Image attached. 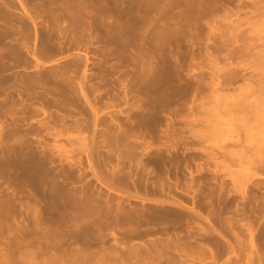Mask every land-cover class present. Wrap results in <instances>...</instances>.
Wrapping results in <instances>:
<instances>
[{
  "label": "bare ground",
  "instance_id": "obj_1",
  "mask_svg": "<svg viewBox=\"0 0 264 264\" xmlns=\"http://www.w3.org/2000/svg\"><path fill=\"white\" fill-rule=\"evenodd\" d=\"M81 1L83 6L74 5V12L75 14L84 16L83 20H88L89 24H97L103 21L101 16L104 18L111 17L110 23L107 25L108 28H105L109 40L116 43L115 53L113 52L116 58L122 54L125 42H131L133 46L134 53L132 55L129 54V56L132 57L130 62L133 61L131 63H133L135 71L133 72V81L131 84L122 83L125 88V99L128 94L133 93V89L135 88L140 90L145 96L153 95L154 97L167 99L187 89L193 83V79H196L194 81L197 87L204 88L205 83L202 82L201 78L193 75L195 69L191 65L183 67L181 64V62H185L188 55H190V58L199 55V50L196 47L201 41V36L205 35L207 41H213L215 39L222 40L220 29L223 22L227 21L232 14L236 15L243 10L249 12L245 10L247 7L251 8L250 14L252 15L250 17L249 14V18H246L251 26L252 24H258L259 26L261 21L264 22V0H112V5L108 1L106 2V0ZM19 3L22 12L28 14L26 4L22 0ZM89 4H97L98 11L92 10ZM113 10L118 12L117 16L111 15ZM254 13L255 16L253 15ZM254 17L258 19H254ZM257 20L259 23L255 24V22H258ZM263 29H261L262 32L260 30V34L264 33ZM240 39H228L232 43H241L233 53L235 57L250 55L251 49L257 45L255 44L256 41L260 42L264 49V34L248 42ZM225 41L227 42V40ZM67 42H75L77 44V41H73L72 39H68ZM106 44H108V41ZM219 44L217 45L219 46ZM223 45L221 47L225 46ZM170 48L172 50L173 48H178L177 51L180 48H187V50L183 51V55H180L176 54L175 51L171 52ZM213 49L205 48V58L207 57L209 60L210 58H216L218 55L216 51L218 52V49L216 47ZM261 51L262 55L258 54V51V53L251 51L254 56H250L252 58L255 57V60L257 58L262 59L264 51ZM32 53L37 56L35 51ZM92 56H95L96 61H91ZM125 57L131 58L128 56ZM199 57L201 56L199 55ZM119 58L123 57L120 56ZM89 62L96 67V71H88V69L90 70L88 67ZM104 64L105 57L103 53L100 56L95 53L90 54L86 51L83 54L84 67L81 77L76 82L77 88L73 85L72 80L68 78H65L66 81L62 78H56V80L50 79L51 81H39L30 77L31 75L26 76L25 81L14 83L10 87H5L3 83H0V93L1 90L5 91L4 89L11 88L18 96H21L23 93H27L26 95L28 96L29 94H33L34 96L32 98L31 96L30 98L28 96L25 97L24 94V99L22 97L10 100L19 105L21 111L24 113L23 115H25L30 107L36 109L38 105L40 109L38 110L41 111L40 113L45 115L42 117H45L47 120L41 117L37 118L36 121L38 123H45L46 125H50L54 118L48 110L49 107L55 106L61 109L71 98L79 99L82 97L91 111L92 130L87 133L88 130L85 127L71 129L66 125L60 130L53 129L56 132L51 135H53L52 140L58 137H66L69 143L76 144L77 147L79 146V149H76L77 152H81L83 149L82 152L84 153L81 152L80 154H85L87 159L86 168L95 180V183L90 186V183H85V185L77 184L75 181H70L69 178H60L49 166V160L31 147L26 135L17 136L14 133L2 135L0 133V233L3 230L7 231L5 234L8 233L9 239L11 240H7V234L3 238L7 240L6 243L9 241L8 244L10 246H13L10 243L14 241V244L15 242L17 243L15 245L20 248L24 247L27 251L29 250L27 248L33 247L34 250L33 248L32 250L34 252L32 251V254L35 257L39 256L38 259L40 258V262L37 264H55V261L59 264H123L124 262L122 261H125V259L128 260V264H146L145 260L149 258H151V262L148 264H173L177 259L183 260L185 257L187 258L189 254H185L186 256L184 257L181 256V258L179 256L181 253H179L178 244L174 243L176 240L173 242L170 240L171 243L168 241L171 237V234L169 236L171 231L166 234L164 231H168V229L163 231L162 227L169 225L173 230L177 220H183L188 213H191L196 218L198 217L207 221V227L205 229L202 228L204 226L201 227V229L205 230V233L212 235L215 233L216 228L212 218L207 214H203L202 209L204 204L201 198L192 197L191 204L186 205L185 210L179 208L174 209L175 206L170 208L169 206L171 205L165 207L161 202L159 203L157 200H154L152 203L146 195L139 194V186H141V183L143 184L144 180L142 177L143 182L138 179L136 177L138 175L137 173L134 174V177L138 180L136 181L135 179L134 181V184H137L135 187L137 189H134V192H130L123 189V182H125L123 181L124 173H122L123 170H120L117 165L110 168V172L106 170L108 171L107 173L104 172L106 168L101 169L99 166V158L103 157L104 153L109 154V152H111L110 154L115 153L116 156L122 159H125L124 157H130L133 160L137 158L138 154L136 155V153L139 152L141 156L145 157V162H143L142 158L140 159L143 164L145 163L143 167L151 166L158 169L162 163L161 149L158 146H152L150 141L151 134L148 128L147 118L150 117L152 107L148 105L146 100L141 104L139 108L140 112L138 111L139 113L131 117L135 125L129 131L125 130L127 128L122 129L120 126H116L117 128L114 129L112 128L113 131L108 129L110 132L105 130L106 128H97L99 125L97 103L104 96L99 92L97 87L104 86L107 80V71L103 68ZM235 68L231 69L229 73L224 72L225 74H222V79L216 83L223 87L229 85L231 79L235 80L236 77H240L241 72ZM126 72H128L126 76L131 75L129 71ZM91 76L98 79L97 86L94 88L98 93L91 94L85 86V80ZM248 79L250 81L253 79L252 84L254 85L255 83L254 87L251 84L248 85L246 82V90L242 92L243 90L239 88V91L242 90V93H238L237 97H235L236 99L233 98L229 103L221 101L218 97L219 103L216 106L212 105L213 107H209L210 109L208 111L213 110V112L210 111L211 113L207 114L208 116L205 114V119L207 120L205 123H201V125L204 124L207 128L211 129V132L213 131L212 133L218 132L221 134L220 136L225 135L226 138L228 136L229 139L227 141L231 140V142H235L234 140H236V143L241 148L238 147V152L241 151V154L239 155L236 151L233 155L238 154L237 166L244 168V170H240L238 173H243L241 171H244V174L245 169H248L247 163L255 156L259 157L264 147V145L259 144L262 140L261 135H263L264 139V66L252 69L251 73L248 74ZM241 88L244 89L245 87ZM12 90L9 93H12ZM91 90L93 91V89ZM39 93H42L41 97L35 99V96ZM131 104L133 105V101ZM135 107L137 108L139 105H135ZM35 109L32 110L34 111ZM33 113L31 111L29 112L30 115ZM197 118L201 117L197 116ZM60 121L62 124L64 123L61 118ZM52 122H56V120ZM3 123L4 121L0 120V128L3 127ZM203 129L207 130L205 127ZM245 132V136L242 137L241 134ZM199 133L201 134L203 132ZM205 133L208 135L211 134L212 138V133H209V131H205ZM218 136V134L213 135L215 138ZM99 138V143H97L96 141ZM205 138L208 137L205 136ZM208 139L210 141V138ZM225 142L218 144L228 146ZM71 144L69 145L70 148L73 146ZM213 146L215 147L216 145ZM102 148L105 150H102ZM69 150L73 152V147L68 149V152L65 150L66 152L64 154H67V156H64V158L68 160L72 155L69 153ZM233 150L235 151L237 149L235 148ZM102 151L104 152L101 155L100 152ZM229 151L232 152V148L227 150V152ZM58 153L61 155L62 152L60 153L59 151ZM64 154L62 153V155ZM134 154L135 157H133ZM127 155L130 156L127 157ZM228 156L231 157V155ZM107 159H110L109 156ZM137 159H135L136 162ZM251 166L252 164L248 167ZM140 174L142 175L143 171ZM238 176L236 177L238 178ZM138 177L140 178V175ZM139 180L141 183H139ZM241 180L244 181L240 179V182ZM142 188L145 187L142 186ZM160 201H163V203L164 201L166 202V200ZM151 234H156L155 241H153L154 246L151 245L152 242H149L153 239L151 238L149 240L148 236ZM164 234L166 236L168 235V237H164ZM219 235L221 234L219 233ZM173 237L177 239L175 235ZM136 239L139 242L141 241V244H134V246H137L135 248L129 247L131 242ZM1 242L3 243V241ZM172 243L176 244L177 247ZM253 244L254 242H250L249 246L252 247ZM13 247L15 248V246ZM243 248L245 247H242V250L245 251L247 247L245 249ZM252 248H255V245ZM133 249L135 252L131 254V250ZM171 249H175L176 253L178 251L176 256L180 258H175L173 254V259L175 260H172L171 251L173 250ZM13 250L12 248L11 251ZM141 251L143 252L142 254ZM169 251L171 258H169ZM245 252L247 253V251ZM164 254L169 255L161 259ZM28 255L30 257L32 256L30 260L27 259L32 264L34 256L29 253ZM12 256L15 255L12 254ZM189 257L188 259L190 260ZM45 259H49V261L47 260L48 262H45ZM239 259L238 261L240 262L244 260ZM7 261L6 264H9L10 259L8 260L7 258ZM249 262L247 259L244 264H250Z\"/></svg>",
  "mask_w": 264,
  "mask_h": 264
},
{
  "label": "rangeland",
  "instance_id": "obj_2",
  "mask_svg": "<svg viewBox=\"0 0 264 264\" xmlns=\"http://www.w3.org/2000/svg\"><path fill=\"white\" fill-rule=\"evenodd\" d=\"M20 1L21 0H0V83H3L5 87H10L14 83L25 81L27 78L26 76L31 75L30 77L39 81L56 80V78L65 80V78H68L72 80L73 85L77 88L76 82L80 80L84 67L83 54L88 51L90 54L95 53L101 56L103 53L105 57L103 68L107 71V80L104 86L97 87L99 92L104 95L97 103V108L99 110V125L97 128H106L105 130L110 132L108 129L112 130V128L114 129L120 126L122 129L127 128L125 130L129 131V129L135 125L131 117L140 112L139 108L146 100L148 105L152 107L150 117L147 118L148 128L151 134L150 141L152 146H158L161 149L162 163L158 169L151 166L143 167L145 164H143V162H145V157L141 156L139 152L136 153V155L138 154V159H135H137L138 162L142 158L143 162L140 160L138 163L135 159H130V157H124L125 159H122L116 156L115 153L114 155L109 152L111 156L104 153L103 157L99 158V166L101 169L106 168L104 170L106 173L115 165H117L120 170H123L122 173L125 174H123V181H125L123 182V189L130 192H134V189H137L135 188L137 184H134L135 179L138 181V178L142 182L144 180L143 184L139 180V183H141L138 189L139 194L146 195L152 203L154 200H157L159 203L161 202L162 205L164 204L165 207L171 205L169 206L170 208L175 206L174 209L179 208L185 210V206L191 204L192 197L201 198L204 204L202 209L203 214H207L212 218L216 231L218 230L217 232L214 231L215 233L213 234L211 233L212 235L205 233V230L201 229V227L204 226L202 228L205 229L207 227V221L198 217L196 218V216L193 214L191 215V213H188L183 220H177L175 222L176 228L174 226L173 230L169 225L162 227L163 231L168 229V231H164L166 234L171 231V233H169L171 237L168 241L171 243L170 240H172V242L176 240L174 243L178 244L179 253H181L179 256L184 257L187 254L190 256H187V258L185 257L186 259L184 258L183 260L177 259L173 264H179L180 261V264H244L247 259L250 261V264H264V147L259 157L255 156L251 161L249 160L250 164L247 163L248 169H245V174L244 171H241L243 173H238V171L240 172V170H244V168L242 166H237L238 164L236 161L238 160V154L233 155L236 151L239 155L241 154V151L238 152L239 146L236 140H234L235 142L232 141L233 143L231 140H229V142L227 141V139H229L228 136L226 138L225 135L220 136L221 134L218 132L212 133L213 131L211 132V129L207 128L204 124L201 125V123H205L207 120L205 119V114L208 116L207 114L213 112V110L208 111V109L211 108L210 106H216V104L219 103L218 97L221 101L229 103L233 98L237 97L238 93L240 94L242 90V92L246 90L247 84H251L253 87L255 86V83L254 85L252 84L253 79H251L252 82L248 79V74L251 73L252 69L264 66V56L262 59L257 58V60H255L256 58H252L250 55H253L254 52H259L258 54L262 55L263 52L261 50L264 51L262 48L263 45L256 41L255 44L257 45L251 49L253 53L250 51V55L235 57L233 53L236 47L241 43H232L229 40L241 38L240 40L248 42L249 40L257 39L264 34H260L262 32L261 29L264 27V22L261 21L258 26L256 23H259V21L257 20L258 22H255L256 25L252 24L251 26L246 20L250 14L251 8L247 7L245 10L249 12L244 11L243 8V11L238 12L236 15L232 14L227 21L223 22L220 29L222 40L215 39L213 41H207L205 35L201 36L202 38L200 37L201 41L198 43L196 49L199 50V55L201 57L195 55L196 57L193 56V58H190V55H188L185 62H181V64L183 67L191 65V67L195 69L193 75L201 78L202 82L205 83L204 88L197 87L194 81L196 79H193V83L188 86L187 89L167 99L154 97L153 95L145 96L137 88L133 89V93L128 94L125 99V88L122 83L131 84L133 81V72L135 71V67L133 63H131L133 61L130 62L132 57L129 56V54L132 55L134 53L133 46L131 42H125L124 50L122 54H120L123 58H119L120 56L117 58L115 57L113 52L116 49V43L109 40L105 28L110 23L111 17L104 18L101 16L103 21L97 24H89L88 20H83L84 16L75 14L74 12V5L83 6L81 0H22L28 9V14H24L19 6ZM107 1L112 5V0H106V2ZM89 5L92 10L98 11L97 4ZM111 15L117 16L118 12L113 10ZM251 15L252 14H250V17ZM253 15L255 16V13ZM254 19L258 18L254 17ZM217 38L219 37L217 36ZM68 39L77 41V44H75V42L68 43ZM223 39L227 40V42H224ZM107 41L108 44H106ZM215 42H217L216 45L221 43L225 46L223 45L224 47H221V44L216 46ZM206 47L210 50H214V47L218 49V52L216 51L218 54L216 58H210V60L207 57L205 58L204 53ZM147 48L149 49V47ZM170 49L171 52L175 51L176 54L180 55H183V51L187 50V48H180L181 51H177L178 48H173V50L172 48ZM196 49L195 51H197ZM33 51H35L37 56L33 55ZM91 61H96L95 56H92ZM88 67L90 68V70L88 69L89 72L96 71V67L93 66L91 62L88 63ZM234 68L241 72V75L239 74L240 77L238 76L239 79L236 77L235 80H237L231 79L229 81L230 83L228 82L229 85L223 87L219 86L216 82L222 79V74L224 72L229 73L231 69ZM126 71H129L131 75L126 76V73H128ZM97 82L98 79L92 76L85 80V86L89 89L91 94L98 93V91L94 89L95 86H97ZM241 87L245 88L243 89ZM239 88L242 90L239 91ZM91 89H93V91ZM4 90L5 91L1 90L0 93V120L4 121L3 127L0 128V133L2 135L11 133L17 136L26 135L31 147L49 160V166L60 178H69L70 181H75L77 184L85 185V183H90V186L94 184L95 180L92 178L90 171L86 168V156L85 154H80L83 149L80 148L82 149L81 152H77L79 146L77 147L76 144L73 145L69 143L66 137H58L56 138V142V139L52 140L53 135H51L56 132L53 131V129L60 130L66 125L71 129L85 127L86 130H88L87 133L92 130L93 123L91 122V111L82 97L79 99L71 98L61 109L55 106L49 107L48 110L54 117L50 119H52V121L56 120V122L51 121L50 125H46L45 123H38L36 121L37 118L45 116L40 113L41 111H39L38 105L36 108L37 110L30 107L27 111L28 115L27 112L23 115L24 113L21 111L19 105L11 102L10 99H19L22 97L24 99L25 93L18 96L11 88ZM11 90L12 93H9ZM26 94L25 97L28 96ZM41 94L42 93L35 94V99L40 98ZM30 96L32 98L34 95L29 94L28 97L30 98ZM132 101L133 105L131 104ZM135 105H139V107L136 108ZM203 108L204 110H202ZM32 109H35V113H33L34 111ZM30 111L33 114L30 115ZM197 116L201 118H197ZM44 118L45 117H42V119ZM60 118L64 121L63 124ZM45 120L47 119L45 118ZM202 126L207 130L203 129ZM204 130L207 132L209 131V133L213 135L218 134L220 137L218 136L215 138L212 135V139L211 134H206ZM199 132L203 133L200 134ZM245 134L246 132L244 134L242 133V137H244ZM205 136L210 138V141L208 138H205ZM260 137L264 140L263 135ZM99 140L100 138L97 139L96 142L99 143ZM217 140L218 142L216 143ZM262 140L259 144L263 146L264 141ZM222 142H225L228 146L225 144H218H222ZM208 143L210 144L208 145ZM70 144L73 145L71 146V148L73 147V152L69 150V153L72 155H68L70 156L68 160L64 158V156H67V154L64 153L68 149H71L69 147ZM213 145L216 146L214 147ZM230 148H232V152H227ZM235 148L237 150L234 151L233 149ZM102 150L105 149L102 148ZM59 151L64 155H62V153L60 155L58 153ZM103 152L104 151L100 152L101 155ZM227 154L231 155V157ZM108 156L110 158L109 160L107 159ZM128 156L130 155H127V157ZM133 157H135V154ZM251 164L252 166L248 167ZM253 164L256 165L254 166ZM142 171L143 174L141 175L140 173H142ZM135 173L140 175V178L138 175L136 176L137 178L134 177ZM236 176H238V178ZM240 179L245 180H241V183ZM236 180H239V182ZM142 186L145 188H142ZM160 200H166V202L164 201L163 203V201ZM5 232L7 231L3 230L2 233H0V252H2L0 253V264H6L8 262L7 258L8 260L10 259L9 264H18L19 262V264H30L28 260H30L32 256L30 257L28 253L34 256V254H32L34 248L29 247L27 251L26 248H20L15 245L17 244L16 242L14 244V241H11L10 244L15 246V249L8 244L11 239H9L8 233H6V235ZM219 233L221 235H219ZM173 234L177 239L173 237ZM5 235L8 236V243H6L7 240L4 239L6 237ZM155 235L156 234H151V237L148 236L149 240L153 238L149 241L152 242L151 245L153 246ZM164 237H168V235ZM250 239L253 240L250 241ZM1 241H3V243ZM140 242L136 239L131 242L129 247L135 248L136 245L134 246V244H141ZM250 242H254L252 247L255 245V248L249 246ZM173 245L176 246V244ZM176 247L175 249L177 250ZM242 247H247L245 250L247 253L242 250ZM12 248L14 249L13 251H11ZM175 249H171L173 251L170 250L172 258L169 251L170 255L164 254L161 259L169 255V258L175 260L173 259V254L175 258H180L176 256L178 251L176 253ZM133 250H131V254L135 252V250ZM250 251L252 252L248 253ZM142 253L141 251V254ZM236 253L241 258L238 257ZM12 254L15 256H12ZM38 257L39 256H34L32 259V261H34L33 263L31 261V263H39L40 258L38 259ZM239 258L244 260L240 262L238 261ZM47 260L49 261V259ZM47 260L45 259V262H48ZM150 260L151 258L145 260L146 264L151 262ZM122 262L128 264V260L126 259ZM55 264L59 263L55 261Z\"/></svg>",
  "mask_w": 264,
  "mask_h": 264
}]
</instances>
